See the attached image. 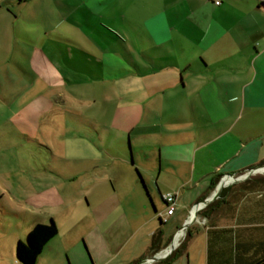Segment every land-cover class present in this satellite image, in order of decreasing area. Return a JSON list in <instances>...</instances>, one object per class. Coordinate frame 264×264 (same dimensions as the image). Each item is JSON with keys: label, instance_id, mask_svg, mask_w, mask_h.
I'll return each instance as SVG.
<instances>
[{"label": "crops", "instance_id": "crops-1", "mask_svg": "<svg viewBox=\"0 0 264 264\" xmlns=\"http://www.w3.org/2000/svg\"><path fill=\"white\" fill-rule=\"evenodd\" d=\"M39 24L46 37L35 46L36 54L53 55L62 71L83 75L78 80L54 78L71 88L88 84L103 90L91 101L102 106L104 119L74 116L86 124L93 144L86 156L69 159L64 147L60 157L71 161V171L61 169L59 177L92 180L106 157L136 166L145 184L133 180L126 168L130 178H119L114 194H97L94 209L86 194L82 197L90 209L85 214H78V199L67 206L65 224L81 227L79 236L70 239L77 263L142 264L151 257L161 216L167 217L161 227L160 251H165L194 206L212 198L221 178L225 202L208 217L199 210L197 220L184 229L191 233L186 252L172 264H237L238 245L251 249L244 253L245 261L264 257V184L248 177L227 181L264 165V0H0V41L11 39L8 32L30 41L31 26ZM39 67V72H57L48 64ZM175 191L176 209L167 216L163 195ZM63 204L60 199L43 206ZM29 212L24 221L0 226V264H18L17 243L26 240L31 226L51 219L58 224L52 215L45 221ZM116 221H126L128 232L113 231ZM168 224L178 228L170 238ZM96 233L107 234L113 251L107 260L89 243ZM56 237L37 264H47L49 257L63 264L57 254H45ZM81 243L85 251L78 248Z\"/></svg>", "mask_w": 264, "mask_h": 264}, {"label": "rangeland", "instance_id": "rangeland-1", "mask_svg": "<svg viewBox=\"0 0 264 264\" xmlns=\"http://www.w3.org/2000/svg\"><path fill=\"white\" fill-rule=\"evenodd\" d=\"M14 11L19 14L20 9L15 7ZM26 14L29 15L27 11ZM20 17L22 22L29 23L23 16ZM31 27L30 41L15 32V35L8 32L10 40L3 36L4 39L0 41V226H11L18 220L24 221L27 214H30L29 211L36 217L43 216L45 221L52 215L59 224V235L56 237V243H53L45 254H57L61 260L59 262L63 264H79L75 258L76 247L70 239L79 236L81 227L74 229L71 228V222L65 224L63 219L67 206H72L75 199H78V214H85L84 212L90 209V206L84 203L85 196L82 197L86 194L91 199V210L94 209L97 194H114V183L118 185L119 178H130L126 168L132 173L133 180L139 181L140 178L137 176L136 166L133 167L131 163L123 165L118 161L108 162L106 157L101 163L102 167L94 170L92 180L59 177L57 172L61 169L64 172L71 171V161L60 157L63 156L64 147L68 150L69 159L71 156L85 155L88 146L93 144L87 136L86 124L81 119L76 121L74 116L104 119L102 106H94L91 101L93 96L101 97L103 90L90 88L88 84L71 88L64 79H55L56 75L68 80H78L83 75L62 71L61 66H56L53 55L39 57L35 46L41 45L46 35L41 24ZM1 45L4 49H1ZM22 47L28 49V52H23ZM83 58L81 56L75 59ZM45 64H48V67L50 64V69L57 72H39V66ZM76 95L85 99H78ZM64 132L67 133V139L62 138ZM74 133L80 136L77 140L72 137ZM95 149H98L96 144ZM113 150L112 153H115ZM83 164L80 162L79 166ZM243 174H238V177ZM248 177H264V172H252ZM124 181L127 183V180ZM129 186L130 183L125 188L129 189ZM129 193L134 195L133 192ZM60 199L64 200L63 205L43 206L46 203H56ZM126 224V221H116L113 231L116 232L120 228L127 230ZM166 229L170 238L178 228L168 224ZM179 236L185 240L187 231L184 230ZM106 238L107 234L96 233L89 239L101 260H107L113 255ZM83 245L81 243L78 248L85 251ZM11 258L14 259L12 256ZM47 260V264H58V261L51 257ZM151 264H155V261Z\"/></svg>", "mask_w": 264, "mask_h": 264}, {"label": "trees", "instance_id": "trees-1", "mask_svg": "<svg viewBox=\"0 0 264 264\" xmlns=\"http://www.w3.org/2000/svg\"><path fill=\"white\" fill-rule=\"evenodd\" d=\"M261 164H264V160L261 161ZM136 171L140 178L141 183L145 187L143 178L139 170ZM246 180H253L250 182L251 183L253 182L254 184L256 183L264 184V177H260V178L248 177ZM227 181H232V180L229 179ZM217 183L218 180L216 178L212 183L211 188H214L217 185ZM245 183H247V181ZM225 191L226 188L223 189V191L218 196L219 198L217 200L207 204L202 210H200L199 214L202 217H208L209 212L211 210L219 208V206L225 202V200H223ZM159 222H160V228H158L152 235L151 244L149 247L148 253L151 257L162 249L163 230L161 227L165 224V222L161 218ZM58 232H59L58 226L53 219H51L49 223H37L35 226H33V228L27 234L26 240L25 241L19 240L17 243L16 257L18 264H37L39 256L42 253L43 249L54 237L57 236ZM190 236H191L190 229H188L187 237L181 243V245L176 250H174L168 257L161 259L159 261H155V264L174 263L184 252H186L187 241L190 238ZM255 246H256V250H259L258 244H255ZM250 250L251 249L249 248L248 251ZM237 251H238L237 264H264V257L262 256H251L248 257L245 261L243 255L248 251L243 247H241V245H238ZM138 262L139 261H134L131 264H138Z\"/></svg>", "mask_w": 264, "mask_h": 264}, {"label": "water", "instance_id": "water-1", "mask_svg": "<svg viewBox=\"0 0 264 264\" xmlns=\"http://www.w3.org/2000/svg\"><path fill=\"white\" fill-rule=\"evenodd\" d=\"M263 167H264V165L255 168V169H256L255 172H259L258 170L261 169V168H263ZM248 176H249V175L239 176V177L235 178V180H243V179L247 178ZM223 182H224V178H221V180L219 181V183H218V185H217V188H216V191L214 192L212 198H207V199H205V200H203V201H200L198 204H196V207H195V209L193 210V211H194V215H193V212H192L191 218H190V220L185 224L183 230H184L185 228H188L192 223H194V222L197 220V218H198V216H199L198 212H199V210H201V209L203 208V206H204L205 204H207V203L210 202L212 199H214L215 197H218V196L220 195V193H221L223 187L225 186V183H223ZM178 245H179V241H178V240H177V241L174 240V241L170 244V246H169L168 251L166 252V254H164L163 256H160V253L164 252V251H160V252H158L157 254H155L154 256L148 258L147 260H144V261L142 262V264L148 263V260H149V259H152L153 261H159V260H161V259H164V258L168 257V256H169V255H170V254H171V253L177 248ZM166 250H167V249H166ZM166 250H165V251H166Z\"/></svg>", "mask_w": 264, "mask_h": 264}, {"label": "built area", "instance_id": "built-area-1", "mask_svg": "<svg viewBox=\"0 0 264 264\" xmlns=\"http://www.w3.org/2000/svg\"><path fill=\"white\" fill-rule=\"evenodd\" d=\"M217 3H220V1H217ZM256 169L254 170H249L248 172H246L244 175L242 176H245V175H250L252 174V172H255ZM177 195H178V192L175 191V192H167L166 194L163 195V199L164 201L166 202L167 204V208H166V215L169 216L171 214L174 213L175 209H176V198H177ZM207 204H205L203 206V208L206 206ZM196 206H194L193 210L195 209ZM202 208V209H203ZM164 222L167 221V217L166 216H161L160 217ZM184 231L183 229H181L178 234L180 232ZM154 262V261H153ZM145 264H148V263H145Z\"/></svg>", "mask_w": 264, "mask_h": 264}, {"label": "bare ground", "instance_id": "bare-ground-1", "mask_svg": "<svg viewBox=\"0 0 264 264\" xmlns=\"http://www.w3.org/2000/svg\"><path fill=\"white\" fill-rule=\"evenodd\" d=\"M258 171H259V172H264V167L261 168V169H259ZM228 178H231V180H233V181L235 180V178H232V177H228ZM223 183H224V182H223ZM193 215H194V211H193ZM182 233H184V231L180 232V234H182ZM180 234H179V235H180ZM179 235H177V239H176V241L179 240V238H180ZM167 251H168V249H167L166 251L160 253V256H163L164 254H166ZM152 262H153L152 259H149V260H148V264H151Z\"/></svg>", "mask_w": 264, "mask_h": 264}]
</instances>
